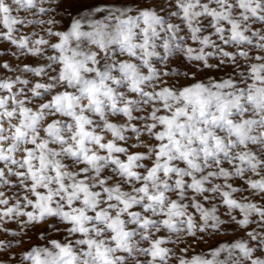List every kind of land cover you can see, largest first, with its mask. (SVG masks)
I'll list each match as a JSON object with an SVG mask.
<instances>
[{
  "label": "snow or ice",
  "instance_id": "snow-or-ice-1",
  "mask_svg": "<svg viewBox=\"0 0 264 264\" xmlns=\"http://www.w3.org/2000/svg\"><path fill=\"white\" fill-rule=\"evenodd\" d=\"M0 264H264V0H0Z\"/></svg>",
  "mask_w": 264,
  "mask_h": 264
},
{
  "label": "rangeland",
  "instance_id": "rangeland-1",
  "mask_svg": "<svg viewBox=\"0 0 264 264\" xmlns=\"http://www.w3.org/2000/svg\"><path fill=\"white\" fill-rule=\"evenodd\" d=\"M196 251H197V252H199V251H200V249H197Z\"/></svg>",
  "mask_w": 264,
  "mask_h": 264
}]
</instances>
